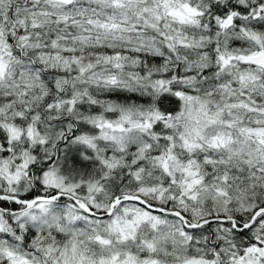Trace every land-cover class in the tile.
Segmentation results:
<instances>
[{
    "label": "snow or ice",
    "instance_id": "obj_1",
    "mask_svg": "<svg viewBox=\"0 0 264 264\" xmlns=\"http://www.w3.org/2000/svg\"><path fill=\"white\" fill-rule=\"evenodd\" d=\"M0 264H264V0H0Z\"/></svg>",
    "mask_w": 264,
    "mask_h": 264
}]
</instances>
